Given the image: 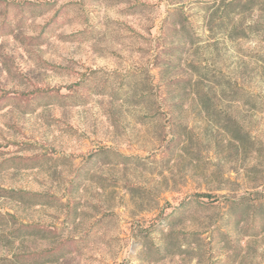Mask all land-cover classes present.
Returning <instances> with one entry per match:
<instances>
[{
  "label": "rangeland",
  "instance_id": "rangeland-1",
  "mask_svg": "<svg viewBox=\"0 0 264 264\" xmlns=\"http://www.w3.org/2000/svg\"><path fill=\"white\" fill-rule=\"evenodd\" d=\"M0 264H264V0H0Z\"/></svg>",
  "mask_w": 264,
  "mask_h": 264
}]
</instances>
